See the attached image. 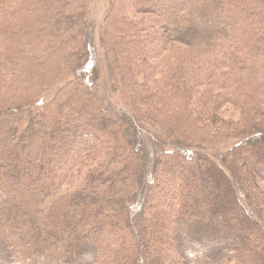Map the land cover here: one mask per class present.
Instances as JSON below:
<instances>
[{
    "label": "trees",
    "instance_id": "1",
    "mask_svg": "<svg viewBox=\"0 0 264 264\" xmlns=\"http://www.w3.org/2000/svg\"><path fill=\"white\" fill-rule=\"evenodd\" d=\"M77 2L0 0V264H264V0H112L115 117Z\"/></svg>",
    "mask_w": 264,
    "mask_h": 264
},
{
    "label": "rangeland",
    "instance_id": "2",
    "mask_svg": "<svg viewBox=\"0 0 264 264\" xmlns=\"http://www.w3.org/2000/svg\"><path fill=\"white\" fill-rule=\"evenodd\" d=\"M15 1H19V0H15ZM77 5L75 6V10H72L73 12H71L72 15H77L78 19L82 20L81 24H86L87 28L83 31L84 34V38L86 37V40L88 39V35L91 34V40H92V44L95 48L96 51V63L98 65V73H96L98 76V78L91 77V83L93 82V90H97L98 93H96L97 98H103V103L105 105V107L107 109H110L109 111H111V115H108L109 117L113 116L115 117V112L113 110V105L116 104V99L118 101L119 97L117 96L116 92H113V88L115 86H113V84H116V72H117V67L114 65L112 61H110V57L108 58V56L105 55V49H103V45L101 43L100 40V34L101 32H103V28H104V23H105V19L106 16L108 15V10L110 8V5L112 3V0H77ZM70 15V14H69ZM81 27V26H80ZM223 26H217L216 28L219 30H223L222 29ZM87 31L88 32L87 34ZM83 45V43H82ZM41 48V47H40ZM38 52H42V51H46L45 50H37ZM43 53V52H42ZM67 54H62V58L64 60V57ZM54 58V55H52L51 57H49V59H46L45 63H43V65L41 67H45V64L52 62ZM43 67V68H44ZM41 70L39 72V79L41 80ZM68 76H70L69 74H67ZM67 76V77H68ZM66 78V77H65ZM63 77H61L60 79L57 80V82H55L54 84H52V86L49 89H45L46 92L43 93V100H47V99H51L53 97H55L56 92L59 90V87H62L64 79ZM95 79V80H94ZM29 81V80H28ZM22 83V82H21ZM29 83V82H28ZM12 87H17V86H24L26 85V82H24L23 84H20L19 82H15L13 79L11 80L10 83ZM47 84L46 82L42 83ZM41 85V84H38ZM42 86V85H41ZM45 87V86H44ZM41 89V88H40ZM86 94H89L86 93ZM116 94V96H115ZM118 97V98H117ZM42 107V106H41ZM113 114V115H112ZM44 137V133H40L38 135V137L34 140V143L32 145V149L31 151H33L32 153V158L33 160H35V162H38V157L40 154V149H41V142L43 140ZM232 142V141H231ZM225 145H229V143H226ZM224 149L226 150L225 146H218L215 148H210L208 149V153L213 155H216L217 158L220 157V153L224 151ZM218 154V155H217ZM95 158L96 161L103 159V157H97V155L95 154V152H93L90 156H88V162L86 164H79L77 166H75L74 168H72L71 172H74V176H72L69 180V184L70 186H74L77 184H80L81 181H83L86 177H85V172L88 170V164L90 163L91 159ZM32 174V171L29 169V171H27L25 176V179H27L28 177H30ZM67 183L64 182L62 185L65 187ZM261 187L263 188L264 191V185L261 183ZM0 193L2 194L1 190ZM18 202V201H17ZM17 202H11L9 204H5L4 207L5 209H9L12 208L15 204H17ZM202 220L204 221V223H208V219L206 218V215L204 217H202ZM237 234V233H236ZM221 239L223 240L222 242H226L229 243L231 240V235L230 234H221ZM251 243L254 244V241L252 239V237L249 240ZM186 242V241H185ZM184 242V243H185ZM187 244V243H186Z\"/></svg>",
    "mask_w": 264,
    "mask_h": 264
}]
</instances>
